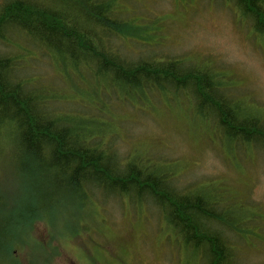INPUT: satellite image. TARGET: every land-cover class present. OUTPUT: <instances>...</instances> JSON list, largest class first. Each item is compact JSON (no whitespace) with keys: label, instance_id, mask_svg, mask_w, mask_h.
Masks as SVG:
<instances>
[{"label":"rangeland","instance_id":"1","mask_svg":"<svg viewBox=\"0 0 264 264\" xmlns=\"http://www.w3.org/2000/svg\"><path fill=\"white\" fill-rule=\"evenodd\" d=\"M46 1L51 8L74 12L71 0ZM117 2L121 19H133L146 29V41H114L128 62L185 58L209 66L224 75L230 96L264 116V41L231 2ZM12 41L20 43L9 48L0 45V51L22 52L21 65L47 87L60 116L72 117L79 111L97 117L104 123L99 128L105 140L115 144L121 158L140 154L161 164L163 171H171L177 189L209 192L220 199L227 206L220 210L227 220L244 221L245 233L225 230L232 264H264L263 147L241 144L231 149L216 125L196 117L184 95L167 99L149 94L135 102L112 93L107 83L99 81L102 98L98 100L92 91L98 84L93 78L89 84L73 76V85L31 42L20 36ZM6 142L0 143V264H17L14 256L20 264H123L117 260L121 254L130 264H205L201 256L174 240L172 228L151 202L141 204L145 211L130 199L106 197L100 191L86 199L84 189L56 192L48 199L45 191L30 187L29 172L18 173L17 160L5 153ZM30 215L35 220L41 217L35 226H30ZM77 230L78 238H70ZM53 234L59 252L49 242Z\"/></svg>","mask_w":264,"mask_h":264},{"label":"trees","instance_id":"2","mask_svg":"<svg viewBox=\"0 0 264 264\" xmlns=\"http://www.w3.org/2000/svg\"><path fill=\"white\" fill-rule=\"evenodd\" d=\"M71 1L74 12L51 8L46 0H5L0 4V45L18 46L14 36L31 42L70 82L77 76L91 84L93 78L98 84L92 91L98 100L102 98L99 81L107 83L112 93L135 102L148 94L185 95L194 104L196 117L216 125L231 149L241 144L251 149L256 143L264 148V118L226 92L222 73L185 58L128 62L114 41H146L145 27L121 19L117 0ZM226 1L264 41V0ZM21 54L0 51V143L4 139L14 143L18 173L29 172L34 180L30 187L42 189L48 199L56 192L84 189L86 199L100 191L138 204L151 202L161 209L162 219L181 246L201 256L205 264H232L225 230L245 233L243 220H227L220 212L227 206L209 192L164 189L163 184L172 180L171 171H163L149 158L135 159L128 166L118 163L121 157L115 144L106 141L99 128L104 123L79 111L72 117L60 116L47 87L21 65ZM237 104L250 112L236 108ZM38 218L29 216L30 226ZM70 238H78V230ZM56 241L54 234L50 236V244L59 252Z\"/></svg>","mask_w":264,"mask_h":264},{"label":"bare ground","instance_id":"3","mask_svg":"<svg viewBox=\"0 0 264 264\" xmlns=\"http://www.w3.org/2000/svg\"><path fill=\"white\" fill-rule=\"evenodd\" d=\"M156 59V58H155ZM122 77H124V76H122ZM116 91H118V89L116 88ZM183 94V93H182ZM149 95V94H148ZM161 96H164V97H167V99H168V96H170V97H173L172 95H161ZM185 96V95H184ZM186 97V96H185ZM187 98V97H186ZM81 103V102H80ZM190 104L194 107V104L190 101ZM236 106V108H237V106H240V109L242 110V111H244V112H250V110L248 109V108H246V107H244V106H242V105H240V104H237V105H235ZM234 106V107H235ZM195 108V107H194ZM194 113H195V111H194ZM259 117L260 118H264V116H263V114H260L259 115ZM107 141V140H106ZM256 145H260V146H262L260 143H256ZM14 148H15V145H14V143L13 142H6V144H5V153L6 154H11L13 157H15L16 155H17V152L14 150ZM131 156L132 155H130V156H128V158H119V159H117V162L118 163H120V164H122V165H125V166H128V165H131L132 164V162H133V160H135V159H139V158H141L142 157V155H140L139 154V156H137V157H135V158H131ZM134 156H136V155H134ZM154 164V163H153ZM154 165H156V166H162L161 164H154ZM20 174H24L23 172L21 173V171L19 172ZM171 175L173 176V174L171 173ZM33 179L31 178V176H30V183H32L33 184ZM176 184H175V181H173V177H172V180H169L168 182H165V184H163V186H164V189H173L174 187H176L175 186ZM36 187V186H35ZM151 189V188H150ZM153 189V188H152Z\"/></svg>","mask_w":264,"mask_h":264},{"label":"flooded vegetation","instance_id":"4","mask_svg":"<svg viewBox=\"0 0 264 264\" xmlns=\"http://www.w3.org/2000/svg\"><path fill=\"white\" fill-rule=\"evenodd\" d=\"M142 204H145V203H142ZM149 204H151V205H153L154 207H156L154 204H152V203H149ZM137 206H142V208L145 210V205H141V204H139V205H137ZM136 206V207H137ZM157 208V207H156ZM158 210H159V212L161 213V209L158 207L157 208ZM132 210H134V209H132ZM135 210H137V209H135ZM146 211V210H145ZM36 216L35 215H30V218L31 219H34ZM14 255H16V251H13L12 252ZM14 260L16 261V263L17 264H20L19 263V261L17 260V258L14 256ZM75 260V259H74ZM117 260H119V262H122L123 264H130V262L129 261H126V259L122 256V254H121V258L119 259V258H117ZM29 264V263H28ZM48 264H49V262H48ZM99 264H103L102 262H99Z\"/></svg>","mask_w":264,"mask_h":264}]
</instances>
